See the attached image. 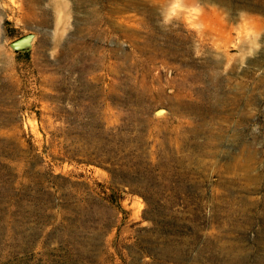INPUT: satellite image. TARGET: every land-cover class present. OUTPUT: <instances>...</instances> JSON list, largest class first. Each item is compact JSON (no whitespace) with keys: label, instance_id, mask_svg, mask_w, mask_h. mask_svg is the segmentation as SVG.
<instances>
[{"label":"rangeland","instance_id":"rangeland-1","mask_svg":"<svg viewBox=\"0 0 264 264\" xmlns=\"http://www.w3.org/2000/svg\"><path fill=\"white\" fill-rule=\"evenodd\" d=\"M0 264H264V0H0Z\"/></svg>","mask_w":264,"mask_h":264},{"label":"water","instance_id":"water-1","mask_svg":"<svg viewBox=\"0 0 264 264\" xmlns=\"http://www.w3.org/2000/svg\"><path fill=\"white\" fill-rule=\"evenodd\" d=\"M33 35L32 34H27L24 35L16 40H14L11 45L13 48L20 49L22 47L28 46L30 44V41L32 40Z\"/></svg>","mask_w":264,"mask_h":264},{"label":"bare ground","instance_id":"bare-ground-1","mask_svg":"<svg viewBox=\"0 0 264 264\" xmlns=\"http://www.w3.org/2000/svg\"><path fill=\"white\" fill-rule=\"evenodd\" d=\"M162 113H163V111H161V110L157 112V114H162Z\"/></svg>","mask_w":264,"mask_h":264}]
</instances>
